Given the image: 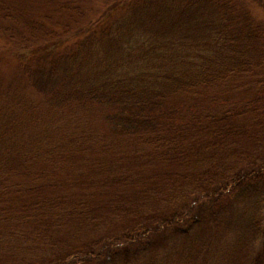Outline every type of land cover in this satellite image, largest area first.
I'll return each instance as SVG.
<instances>
[{
  "label": "trees",
  "instance_id": "obj_1",
  "mask_svg": "<svg viewBox=\"0 0 264 264\" xmlns=\"http://www.w3.org/2000/svg\"><path fill=\"white\" fill-rule=\"evenodd\" d=\"M82 1L76 7L72 3L63 7L69 13L63 18L62 32L29 20L16 36L4 39L38 46L29 57L40 69L38 76L52 82L47 87L57 95L58 107L86 115L89 131L106 127L116 138L132 137L154 148L146 150L153 158V172L169 164L183 167V172L193 170L196 165L187 158L194 155L199 161L197 172H187L181 180L188 185L197 182L199 194L168 212L164 211L169 206L161 210L153 202L155 214L140 215L151 225L130 227L117 239L122 245L116 249L83 244L80 255L57 253L53 264H159L161 257L169 259L174 253L185 259L176 249L196 245L184 239L193 228L214 236L229 234L231 252L236 253L231 254L230 264H264V154L258 162L244 158L238 164L223 158L228 152L237 153L234 146L258 147L264 137V0H96L99 7L89 12V18L78 10ZM254 7L262 18L252 14ZM68 41L71 48L65 47ZM20 68L22 73L29 71L24 63ZM251 82L255 83L249 95L254 102L251 108L233 106L226 99L232 107L223 111L218 106L206 113L192 109L202 121L191 125L195 149L177 150L180 145L171 136L181 143L187 140L186 120L192 118L185 114L176 123L167 117V111L178 113L173 109L176 99L197 100L204 94L231 97ZM160 133L169 140H162ZM79 136L70 135L71 146L53 150L51 159L81 156L85 163L89 150H81L83 133ZM204 145V150L197 149ZM25 154V150H8L0 159V218L13 216L28 230V238L42 241L52 238L58 228L47 220L44 199L38 200L41 184H34L33 178L23 182ZM179 175L175 172L173 180ZM156 238L167 251L165 256L158 255Z\"/></svg>",
  "mask_w": 264,
  "mask_h": 264
},
{
  "label": "rangeland",
  "instance_id": "obj_2",
  "mask_svg": "<svg viewBox=\"0 0 264 264\" xmlns=\"http://www.w3.org/2000/svg\"><path fill=\"white\" fill-rule=\"evenodd\" d=\"M72 1L0 0V159H5L8 150H25L27 162L23 182L33 178L34 184H41L38 200L44 199L47 220L52 222V228H58L50 234L52 238L37 241L35 236L27 237L28 230L13 216L0 218V264H53L55 254L66 251L67 255L74 252L80 255V246L90 247L92 242L93 249L102 245L116 249L122 245L116 242L117 239L130 227L136 223L151 225L140 215L155 214L153 202L159 203L161 210L169 206L164 211L168 212L172 206L184 204L187 197L194 199L199 194L198 183L194 179L189 185L181 180L187 172H197L199 161L194 155L187 158L196 165L193 170L183 172V167L169 164L153 172V158L146 150L154 148L146 147V143L134 142L132 137L116 138L106 127L89 131L86 115L58 107L57 95H53L47 87L52 82L38 76L40 69L29 60L33 52H38V46L32 43L22 46L4 39L9 34L16 36L24 22L29 20L43 23L49 30L64 31L63 18L68 17L66 14L69 11L65 12L63 7L68 6L66 3L76 7L79 0ZM81 3L78 10L85 18H89V12L99 7L96 0H83ZM251 10L253 15L263 17L255 7ZM64 23L67 24L66 21ZM74 27L70 22L69 30ZM87 28L89 22L80 34L83 35ZM70 41L64 42L65 47H72ZM13 53L21 56L22 60L18 56L17 59L11 57ZM21 63L29 68L26 74L22 73ZM254 86L253 82L245 84L232 92L231 97L204 94L197 100L186 97L176 99L173 109L178 113L167 111V117H172L176 123L186 115L192 118L191 121L186 120L191 139L190 135H186L187 140L181 143L180 138L171 136L180 145L177 150L195 149L196 133H192L191 125L194 121L202 123L198 120L199 112H210L215 106L222 108L221 111L232 107L230 102L224 101L226 99L233 106L251 108L254 102L249 95ZM195 108L200 110L197 115L191 111ZM79 133H83L81 138L85 148L81 150H89L84 156L88 159L85 163L81 156L63 160L59 155L51 159L53 150L71 146L70 135L78 138ZM160 135L162 140H169L164 138L167 135ZM198 148L204 150L205 145ZM232 149L237 153L229 155L228 152L227 158L223 157L228 163L238 164L244 158L258 162L264 154V137L258 140V147L241 144ZM15 161L18 162L16 157ZM175 172L180 175L173 180ZM175 188H180L185 194L173 190ZM147 198L149 202H146ZM77 207L80 216L74 212ZM184 239L196 243L188 250L176 249L177 253L182 252L186 256L185 259H178L174 253L169 259L161 257L163 261L159 264H230L231 254H236L231 252L232 240L225 231L214 236L212 232L203 234L193 228L191 235L184 236ZM153 241L159 243L158 255L165 256L167 251L164 246L161 247L160 239ZM190 256L192 260L188 261ZM73 258H76L75 262L79 260L78 256Z\"/></svg>",
  "mask_w": 264,
  "mask_h": 264
}]
</instances>
